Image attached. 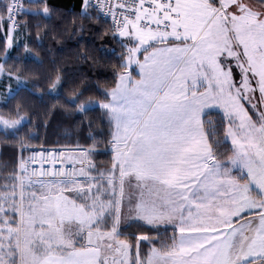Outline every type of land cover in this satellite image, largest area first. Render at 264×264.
<instances>
[{
  "label": "rangeland",
  "instance_id": "1",
  "mask_svg": "<svg viewBox=\"0 0 264 264\" xmlns=\"http://www.w3.org/2000/svg\"><path fill=\"white\" fill-rule=\"evenodd\" d=\"M174 1L179 19L173 23L169 35L144 30L137 24L118 33L126 50L125 70L110 92V101L99 104L110 113L115 128L111 173L116 170L124 173L130 182L134 177V161L145 171L163 168L168 172L169 162L172 169L177 168L185 157L193 154L192 149H203L198 143L206 135L204 116L218 112L231 121V126L226 127L228 140L225 139L233 151L229 173L236 171L244 177V186L240 192L233 186L214 191L215 200L205 196L203 199L208 202L204 203L205 210L194 214L205 220L217 216L229 223L230 214L240 220V216L248 214L253 215L248 220L260 219L264 227V1ZM8 6L4 21L9 14ZM19 124L0 118V131ZM72 152L67 148V157ZM91 153L92 150L83 151L85 175L94 173ZM18 177L7 184L9 194L4 193L3 187L0 189V206L12 203L18 207L22 203L17 189L29 176ZM92 178L87 175L88 185L80 188V192L86 191L96 199L95 206L86 211L89 221L79 228L66 225L61 228L66 233L75 230L76 237L62 242L57 249L62 252L69 249L67 246H83V237L88 236V246L101 244L100 248L116 251V259L128 264L130 246L118 240V227L111 234H100L102 227H94L106 213L118 221L120 191L109 202L101 203L104 207L101 210L98 198L112 193ZM62 197L66 201V194ZM227 206L230 211L223 209ZM26 229L23 235L17 224L10 234L0 237V247L9 256L14 255L19 264L22 260L27 264L36 254L41 257L49 241H55L54 237L32 235L34 229L29 232ZM137 262L142 264V260Z\"/></svg>",
  "mask_w": 264,
  "mask_h": 264
},
{
  "label": "trees",
  "instance_id": "2",
  "mask_svg": "<svg viewBox=\"0 0 264 264\" xmlns=\"http://www.w3.org/2000/svg\"><path fill=\"white\" fill-rule=\"evenodd\" d=\"M78 2L56 0L57 8L47 3L29 5L25 13L46 10L49 20L23 15L18 37L31 41V46L24 47L12 60L0 65V74H11L20 81L18 84L13 81L15 95L6 107L0 96V118L21 122L14 129L0 131V189H6L14 178L17 181L19 161L28 156L27 150L31 148L92 150L94 173L100 175L113 170L114 123L110 113L99 104L110 101V92L125 70L126 50L95 11L88 8L83 14L68 11ZM7 6V0H0V27L6 24L3 17ZM36 37L43 40L44 47L36 42ZM76 43L80 46L72 47ZM56 49L63 52L53 54ZM26 54L31 59H26ZM58 73H62V87L58 95L50 96L49 85ZM33 85L40 87L33 88ZM204 130L213 154L221 161L229 160L233 151L225 141L226 127L221 114H206ZM20 150H24L22 156L18 155ZM252 216L245 215L242 220ZM114 221V217L108 216L102 222V229L112 231L117 227ZM119 230V240L127 242L131 249L146 253L142 261L152 249L162 254L173 253L178 241V231L173 227H153L135 221ZM141 241H147V246Z\"/></svg>",
  "mask_w": 264,
  "mask_h": 264
},
{
  "label": "crops",
  "instance_id": "3",
  "mask_svg": "<svg viewBox=\"0 0 264 264\" xmlns=\"http://www.w3.org/2000/svg\"><path fill=\"white\" fill-rule=\"evenodd\" d=\"M205 134L199 138L198 143L203 149H192L193 154L185 157L175 169H172L169 162L168 172L163 168L145 171L134 161V177L130 182L126 181L124 173L119 174L117 170L114 173H104L101 177L96 173L85 175L82 155L88 149H72L74 152L67 159L76 162L80 179L72 183H33L30 180L21 183L17 194L21 192L22 203L18 207L12 203L0 206V237L10 234L17 224L22 227L23 235L26 227L27 232L34 229L32 235L54 237L55 241H49L48 248L44 249V255L40 257L36 254L27 264H97L98 260L100 264H113L117 252L104 250L99 247L101 244L88 246V236L83 237V246L74 244V248L67 246L69 249L62 252L57 249L62 242L76 237L75 230L66 233L61 228L65 225L72 229L79 228L89 221L86 211L90 210L89 206H95L96 199L86 191L80 192V188L88 185L86 176L91 175L92 179H97L98 186L112 193L111 196L98 198L97 205L102 207L101 210L104 208L101 203L109 202L120 191L117 207L123 200L125 212L121 222L119 206L118 221L114 217L118 229L136 221L153 227H173L178 231V241L173 253L160 254L152 249L142 264H264L262 220H242L248 214L240 216V220L230 214L229 223L217 216L205 220L194 214L205 210L204 203L208 204L207 199H203L205 196L215 200V192L224 190L225 187L231 189V186L234 189L238 187L240 192V188L244 186L242 181H245L238 172L229 173V162L233 155L227 161L219 160L213 154L206 131ZM4 190V193H10L9 190ZM63 194H66V201ZM82 197L88 200L83 201ZM223 209L230 211L228 206ZM108 215L106 213L101 216L94 227L101 229L102 222ZM101 230L100 234H111V231ZM121 242L128 245L125 241ZM15 262L19 264L18 261ZM20 264L25 262L22 260Z\"/></svg>",
  "mask_w": 264,
  "mask_h": 264
},
{
  "label": "built area",
  "instance_id": "4",
  "mask_svg": "<svg viewBox=\"0 0 264 264\" xmlns=\"http://www.w3.org/2000/svg\"><path fill=\"white\" fill-rule=\"evenodd\" d=\"M39 0H9L6 24L9 29L21 27L27 7ZM92 5H95L94 7ZM89 8L107 23L117 34L128 25L161 34H170L177 21L173 0H92ZM11 21V23H9ZM33 149L37 151L33 153ZM19 173L27 174L35 183H71L80 179L76 163L66 159V150L60 147H37L28 150V156L20 161Z\"/></svg>",
  "mask_w": 264,
  "mask_h": 264
},
{
  "label": "snow or ice",
  "instance_id": "5",
  "mask_svg": "<svg viewBox=\"0 0 264 264\" xmlns=\"http://www.w3.org/2000/svg\"><path fill=\"white\" fill-rule=\"evenodd\" d=\"M40 3H44V0H39ZM92 4V0H79L77 5H74L72 9L68 10L72 14L77 13H84V10L86 7ZM47 5L51 8H57L59 7L56 4V0H47ZM93 7L95 5H92ZM24 15L33 16L37 19L43 18L45 20H49V14L45 11H41L39 13H24ZM11 23V21H9ZM20 32L19 27H15L13 29H9L7 25H4L0 27V65L6 64L9 60H12L16 53H18L21 49L24 47L31 46V41H24L22 39H19L18 33ZM83 39V38H81ZM36 42L41 46L44 47L43 40L40 37H36ZM80 43L73 44L72 47H79ZM62 53L63 49H56L55 53ZM26 59H31L30 56L26 54ZM83 59H87L84 57ZM38 63H43V61H38ZM13 81H16L17 84L20 82L18 77H15L11 74H0V96L3 97V104L6 107L7 103L13 98L15 95V90L13 88ZM33 88H39V85H33ZM62 87V73H58L55 77L54 81L49 85V95L50 96H56L58 95L59 89ZM30 94L36 95V93L31 92ZM225 127L231 126V121L228 119V117L225 115L223 117ZM226 140H228V137H225ZM230 142V141H229ZM24 150H20L18 152L19 156L23 155ZM33 153H35L37 150L33 149ZM134 203V202H133ZM125 212V206L123 200L120 202V219L121 222H123V216ZM139 235V233L137 234ZM142 245L147 246V241H141ZM146 255V253H140L135 248L130 249L129 253V261L128 264H137V259L142 260L143 256ZM0 264H16L15 262V256H9V254L6 252V250L2 247H0ZM97 264H100V261H97ZM113 264H124L123 260H117L113 258Z\"/></svg>",
  "mask_w": 264,
  "mask_h": 264
}]
</instances>
